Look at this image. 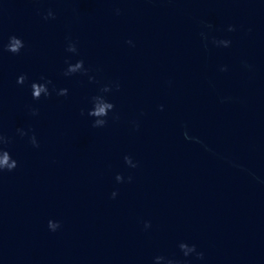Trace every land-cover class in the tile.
I'll return each instance as SVG.
<instances>
[{
    "label": "water",
    "instance_id": "1",
    "mask_svg": "<svg viewBox=\"0 0 264 264\" xmlns=\"http://www.w3.org/2000/svg\"><path fill=\"white\" fill-rule=\"evenodd\" d=\"M0 135V264H264V0H0Z\"/></svg>",
    "mask_w": 264,
    "mask_h": 264
},
{
    "label": "clouds",
    "instance_id": "2",
    "mask_svg": "<svg viewBox=\"0 0 264 264\" xmlns=\"http://www.w3.org/2000/svg\"><path fill=\"white\" fill-rule=\"evenodd\" d=\"M54 14L51 10L47 12V14L43 17V19L48 20V19H54ZM206 27L211 28L212 25L208 24ZM232 28H229V31H232ZM201 37L203 38V34H201ZM224 42V47L228 46V41H223ZM128 43H131L130 41ZM24 47V43L21 39L17 38L16 36H10L8 38V43L3 46V51H6L8 53H11L13 55L19 54L20 50ZM67 52L70 53H76L77 49L74 43H69L67 48ZM67 63V61H66ZM84 62L83 60L77 61L74 65L69 64L65 72L63 73L65 76H70L76 73H81V74H87V69H84L83 67ZM27 77L24 75H21L17 78L16 83L18 85L24 84L26 81ZM93 78L89 77V80L91 81ZM41 80H44V83H36L33 82L30 84V89H31V96L33 100H39L41 96L43 95L45 98H48L50 96L49 89L47 85L51 84L50 80H45L44 77H41ZM119 89V86L117 85V90ZM110 91V88L105 86L101 89V92L107 93ZM58 96H66L67 95V89H61L59 92H57ZM92 104L93 107L92 109L88 112V116L94 118V123L92 125L93 128L97 127H103L106 124V120H100L96 119L99 117H107L108 113L112 111L113 109V104L110 102H107L102 96L97 95L92 97ZM33 115H36V112H32ZM81 115H83V111L81 112ZM113 119H118V117H113ZM21 136L25 135V133L21 130H17ZM10 143V141L5 138L4 136L0 135V145H6ZM30 143L32 144L33 147H38L39 145L36 142L35 136L30 137ZM124 162L126 165H129L131 167H135L136 165L132 164L131 159L128 156L124 157ZM17 167V163L15 160H13L7 150L4 148L0 147V172L3 171H8L11 172ZM121 176L117 175L116 180L117 182L121 181ZM131 179V178H129ZM116 196V193H112V197L114 198ZM59 227V224L56 223L55 226L52 225V221L48 222V228L52 231H55ZM145 227H148L146 224ZM188 247L187 245L181 243L179 245L180 250L183 252L184 256L187 257L188 254L183 251L184 248ZM190 251L195 252V246L188 247ZM198 258H202V254H197ZM169 264H173V262L169 261Z\"/></svg>",
    "mask_w": 264,
    "mask_h": 264
}]
</instances>
